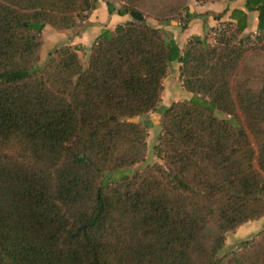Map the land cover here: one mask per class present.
Segmentation results:
<instances>
[{
  "label": "trees",
  "instance_id": "1",
  "mask_svg": "<svg viewBox=\"0 0 264 264\" xmlns=\"http://www.w3.org/2000/svg\"><path fill=\"white\" fill-rule=\"evenodd\" d=\"M115 1L130 19L102 29L86 65L61 45L39 66L44 27H77L98 0H0V264H264V229L223 253L264 217V0L183 50L146 20L197 17L191 0ZM174 61L192 97L163 113L161 161L106 180L146 160L133 118L158 108Z\"/></svg>",
  "mask_w": 264,
  "mask_h": 264
},
{
  "label": "crops",
  "instance_id": "2",
  "mask_svg": "<svg viewBox=\"0 0 264 264\" xmlns=\"http://www.w3.org/2000/svg\"><path fill=\"white\" fill-rule=\"evenodd\" d=\"M97 4L98 8L89 13L86 19L81 21L77 27L62 30L61 32V34L66 37V45L78 47L79 52L85 50L88 53L87 55H89L91 46L98 35L101 33L102 29L108 28L114 30L117 25L130 19L129 15H120L117 12L110 13L108 11L107 2L104 0H98ZM244 5L245 0H219L215 2L205 3H198L195 0H191L189 3V12L197 13L198 16L193 17L190 20H186V18L184 17L183 20H185V23L183 24V27L180 23L182 20H172L168 24H161L157 20V22H152L151 18H147L146 21L151 26L163 29L167 34L171 35V38L175 39L180 50H183L187 41L192 36H209V32L213 27H215L218 21L230 20V11L234 8L244 9ZM105 8L107 9V11L105 10V12L100 15L99 13ZM225 9H229L228 12H226V14L223 15L220 19H217L216 15L224 12ZM174 22L178 24V27L173 25ZM194 25H196V27H194ZM257 25L258 12H250L249 28L246 30V32L255 33L257 31ZM57 37L60 38V36ZM171 71V75L177 73V79L175 78V80H173L172 82L170 81V84L168 85V94L172 95V103L184 99H190L192 97V93L185 90L182 85V80L180 78L179 61H174L173 70L169 67V72ZM167 76L164 79V92L162 95V100L164 99L166 88L165 82L167 80Z\"/></svg>",
  "mask_w": 264,
  "mask_h": 264
},
{
  "label": "rangeland",
  "instance_id": "3",
  "mask_svg": "<svg viewBox=\"0 0 264 264\" xmlns=\"http://www.w3.org/2000/svg\"><path fill=\"white\" fill-rule=\"evenodd\" d=\"M104 1L114 2L115 5L117 7H119V3L115 0H104ZM107 6H108V4H107ZM96 8H98V4L93 10H95ZM105 10L107 11V9L105 8L99 14L102 15V13L105 12ZM182 19H184V18H182ZM151 21L157 22L153 18H151ZM177 21H181V20L179 19ZM219 22H224V21H218L216 23V25H218ZM180 23L182 24L181 26L183 27L185 20H182ZM198 23H200V22H198ZM173 25L178 27V24L176 22H174ZM194 27H196V25H194ZM161 30H162L165 38L168 39L171 37V35L167 34L163 29H161ZM61 32L62 31L56 30L50 25H46L44 27V29L42 31L43 46H42V50H41L40 61L38 64L39 66H43L47 62L52 50H54L56 47H59L61 45H66L65 44L66 37L63 34H61ZM57 36H60V38H58ZM80 54H81V57H82L84 64L86 65L87 60H88V55H87L88 53L85 50H83V51H80ZM173 66H174V62H171L170 66H169L170 69L173 70ZM171 73H172V71L169 72V74L167 76V80L165 82L166 88H165L164 99L161 101L158 108L156 110L150 112L149 114H144V115H140V116L133 118V120L140 121V122L147 124L149 126L148 153H147L146 160L141 162V163H138L137 165H135L133 167H126V168H121V169L115 170L113 172H108V173H106V176H105L106 180L121 179L123 177L132 175L135 171H138V170L145 168V166L150 164V163L161 161L157 155L156 150H155V145L157 143V137H158L159 127H160V123L162 120L163 113L172 104V100H173L172 95L168 94V90H169L168 85L170 84V81L172 82L173 80H175V78L177 79V73L173 74V75H171ZM216 114L220 117L223 116V113L219 110H216ZM262 229H264V217H262L261 219H258V220H252V221L244 223L243 225L238 227L235 231L227 234V239H226L225 248L223 250V253H228L232 249H236L241 241L250 240L252 238H255Z\"/></svg>",
  "mask_w": 264,
  "mask_h": 264
},
{
  "label": "built area",
  "instance_id": "4",
  "mask_svg": "<svg viewBox=\"0 0 264 264\" xmlns=\"http://www.w3.org/2000/svg\"><path fill=\"white\" fill-rule=\"evenodd\" d=\"M81 22V21H80ZM225 21L219 22L218 25H216L209 33V41L213 43L215 41V38L217 35L220 34L222 30L225 29Z\"/></svg>",
  "mask_w": 264,
  "mask_h": 264
},
{
  "label": "water",
  "instance_id": "5",
  "mask_svg": "<svg viewBox=\"0 0 264 264\" xmlns=\"http://www.w3.org/2000/svg\"><path fill=\"white\" fill-rule=\"evenodd\" d=\"M241 133H243V131H241Z\"/></svg>",
  "mask_w": 264,
  "mask_h": 264
}]
</instances>
